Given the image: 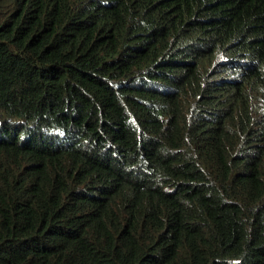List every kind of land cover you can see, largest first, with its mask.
I'll return each mask as SVG.
<instances>
[{
  "label": "trees",
  "instance_id": "16d2710c",
  "mask_svg": "<svg viewBox=\"0 0 264 264\" xmlns=\"http://www.w3.org/2000/svg\"><path fill=\"white\" fill-rule=\"evenodd\" d=\"M0 264H264V0H0Z\"/></svg>",
  "mask_w": 264,
  "mask_h": 264
}]
</instances>
